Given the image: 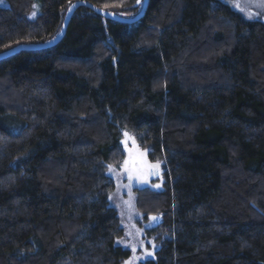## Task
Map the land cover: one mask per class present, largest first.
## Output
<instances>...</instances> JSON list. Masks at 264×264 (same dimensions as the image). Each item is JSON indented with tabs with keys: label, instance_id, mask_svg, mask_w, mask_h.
Instances as JSON below:
<instances>
[{
	"label": "trees",
	"instance_id": "trees-1",
	"mask_svg": "<svg viewBox=\"0 0 264 264\" xmlns=\"http://www.w3.org/2000/svg\"><path fill=\"white\" fill-rule=\"evenodd\" d=\"M6 1L0 53L54 37L78 0ZM123 131L164 176L135 188L169 235L141 264H264V22L220 0H148L134 24L80 7L55 46L0 60V264L128 256L108 174Z\"/></svg>",
	"mask_w": 264,
	"mask_h": 264
},
{
	"label": "rangeland",
	"instance_id": "rangeland-1",
	"mask_svg": "<svg viewBox=\"0 0 264 264\" xmlns=\"http://www.w3.org/2000/svg\"><path fill=\"white\" fill-rule=\"evenodd\" d=\"M220 1L227 4L246 19L264 22V0ZM6 6H8V3L6 0H3V3H0V7ZM33 12L36 13L35 17L32 16ZM38 14L39 6L37 3H34L27 18L33 20ZM131 146L130 141L124 144V147L128 149L127 151L130 150ZM141 149L138 151V148H134L133 151L127 152L125 158L121 160L119 167L130 166L133 162L137 165L143 164V158L139 155L145 152ZM154 160L159 161V158H155ZM119 167L107 169L108 174L117 180V186L111 192V198L114 199V204L122 216L123 234L119 238L118 244L129 252L128 256L120 264H141L155 257V250L159 247L161 241L169 238V235L166 232L158 231L160 221L158 217H156V220H152L151 217L155 216H144L142 212L137 210L135 206V189L128 187L124 183L122 179L124 174H120L121 168Z\"/></svg>",
	"mask_w": 264,
	"mask_h": 264
},
{
	"label": "water",
	"instance_id": "water-1",
	"mask_svg": "<svg viewBox=\"0 0 264 264\" xmlns=\"http://www.w3.org/2000/svg\"><path fill=\"white\" fill-rule=\"evenodd\" d=\"M147 3H148V0H143L141 9L136 15H134L132 17H125V16L117 15L115 13H112L109 11H104L102 9H98L96 7H93L92 5L88 4L86 1L73 2L68 7L66 14L64 16L61 28L55 37H53L52 39H49L48 41L39 43V44L19 45V46L15 47L11 50H8L4 53H1L0 59L7 57L9 55H12V54L18 52L19 50H42V49H47V48H51V47L55 46L64 36L68 22L70 20V17L78 7H81V6L87 7L88 9L93 11L95 14H97V15H99V16L107 19V20H110V21L124 23V24H134L143 17L145 10H146V7H147ZM125 133H127V132H125V131L122 132V134H121L122 138L120 140V143H121V145H123V149L126 152L128 149L124 147V144L127 143V141L130 139V135L127 133L128 135L125 136Z\"/></svg>",
	"mask_w": 264,
	"mask_h": 264
},
{
	"label": "flooded vegetation",
	"instance_id": "flooded-vegetation-1",
	"mask_svg": "<svg viewBox=\"0 0 264 264\" xmlns=\"http://www.w3.org/2000/svg\"><path fill=\"white\" fill-rule=\"evenodd\" d=\"M131 144L132 146L129 152L133 151L134 148H138V151H140L137 142H132ZM139 156L143 158L144 163L137 165L133 162V164L130 165L131 167L129 166L130 168L125 170L123 177L126 178V184L134 189L143 188L145 186L152 189L160 187L164 182V176L159 161L150 159L146 153H140ZM157 164L159 165L158 168L153 167Z\"/></svg>",
	"mask_w": 264,
	"mask_h": 264
},
{
	"label": "bare ground",
	"instance_id": "bare-ground-1",
	"mask_svg": "<svg viewBox=\"0 0 264 264\" xmlns=\"http://www.w3.org/2000/svg\"><path fill=\"white\" fill-rule=\"evenodd\" d=\"M78 1H82V0H78ZM74 2H76V1H74ZM72 3H73V2H72ZM72 3H71V4H72ZM87 3H88V2H87ZM142 3H143V0H142ZM71 4H70V5H71ZM88 4H90V3H88ZM147 4H148V3H147ZM70 5H69V6H70ZM90 5H91V4H90ZM69 6H68V7H69ZM92 6H93V5H92ZM141 6H142V4H141ZM81 7H84V6H81ZM93 7H95V6H93ZM78 8H80V7H78ZM78 8H77V9H78ZM85 8L88 9L87 7H85ZM96 8H98V7H96ZM146 8H147V7H146ZM67 9H68V8H67ZM77 9H76V10H77ZM98 9H101V8H98ZM140 9H141V7H140ZM76 10H75V11H76ZM89 10H90V9H89ZM102 10H104V9H102ZM66 11H67V10H66ZM75 11H74V12H75ZM90 11H91V10H90ZM104 11H106V10H104ZM139 11H140V10H139ZM74 12H73V14H74ZM92 12H93V11H92ZM109 12H110V11H109ZM93 13H94V12H93ZM112 13H113V12H112ZM65 14H66V12H65ZM65 14H64V16H65ZM73 14H72V15H73ZM72 15H71V17H72ZM117 15H118V14H117ZM125 15H126V14H125ZM71 17H70V19H71ZM100 17H101V16H100ZM125 17H126V16H125ZM131 17H132V16H131ZM102 18H103V17H102ZM63 19H64V17H63ZM104 19H105V18H104ZM106 20H107V19H106ZM69 21H70V20H69ZM109 21H110V20H109ZM62 22H63V21H62ZM68 23H69V22H68ZM61 25H62V24H61ZM60 28H61V27H60ZM59 30H60V29H59ZM58 32H59V31H58ZM56 35H57V34H56ZM56 35H55V36H56ZM55 36H54V37H55ZM52 38H53V37H52ZM52 38H51V39H52ZM47 41H48V40H47ZM44 42H45V41H44ZM39 43H42V42H39ZM39 43H34V44H39ZM34 44H19V45H34ZM19 45H16V46H14V47H12V48H10V49H7L6 51L11 50V49H13V48H15V47H17V46H19ZM6 51H2L1 53H4V52H6ZM20 51H36V50H19L18 52H20ZM18 52H16V53H18ZM1 53H0V54H1ZM16 53H14V54H16ZM14 54H12V55H14ZM12 55H9V56H12ZM9 56H7V57H9ZM7 57H4V58H7ZM4 58H2V59H4ZM0 60H1V59H0Z\"/></svg>",
	"mask_w": 264,
	"mask_h": 264
},
{
	"label": "snow or ice",
	"instance_id": "snow-or-ice-1",
	"mask_svg": "<svg viewBox=\"0 0 264 264\" xmlns=\"http://www.w3.org/2000/svg\"><path fill=\"white\" fill-rule=\"evenodd\" d=\"M137 2L139 3L140 2V0H137ZM0 3H3V0H0ZM35 7V6H34ZM74 7V6H73ZM71 10V9H70ZM35 15H36V13L35 12H33L32 13V16L33 17H35ZM128 134L127 133H125V136H127ZM110 168H111V166H109ZM153 167H155V168H158L159 167V165L157 164V165H155V166H153ZM154 174V173H153ZM130 179H131V177H130ZM151 219L152 220H156L157 218L156 217H151Z\"/></svg>",
	"mask_w": 264,
	"mask_h": 264
}]
</instances>
